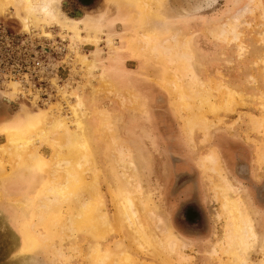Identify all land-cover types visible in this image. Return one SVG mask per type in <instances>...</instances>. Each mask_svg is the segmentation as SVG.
Wrapping results in <instances>:
<instances>
[{
	"label": "rangeland",
	"instance_id": "obj_1",
	"mask_svg": "<svg viewBox=\"0 0 264 264\" xmlns=\"http://www.w3.org/2000/svg\"><path fill=\"white\" fill-rule=\"evenodd\" d=\"M58 1L63 2L64 17L74 18L81 12V27L85 31L97 27L105 37L114 41L116 47H107L105 42L97 47L79 46L82 54L93 55L96 67L91 74H85L77 64L67 33L53 27L46 29L52 35L50 38L44 37L40 29L27 32L16 9L11 7L5 15L0 14V102L10 104L14 113L18 112L20 106H26L28 112L53 110L55 114L68 115L69 103H73L75 97L83 98L89 111L87 120L91 127L92 151L98 159L95 163L99 171L101 195L105 211L111 219L114 214L113 197L119 191L114 183L117 170L106 161L110 159L106 154L109 141L105 130L100 129L95 114L96 109L104 107V104L113 109L111 113L118 119L117 122L114 120L117 136L132 149L136 164L142 171L145 191L159 206V214L167 218L187 246L184 251L193 257L192 264H218L219 259H227L218 247V256L213 253L215 246L224 238L226 224L224 217H217L221 213L220 203L216 202L210 183V180H219L212 174L204 173L198 165L201 155L211 149L217 150L223 168L231 181L242 189V196L256 220L261 241L251 252L250 261L260 264L264 259V212L253 204L247 186L233 176L227 164L229 156L225 151L223 154L222 147L226 149L228 139L235 137L253 146L252 173L258 179L264 175V168L258 162L259 148L264 144V102L260 100L264 95V0H256V5L250 4V0L164 1L161 12L166 17L165 26L159 31L163 35L177 32L192 37V46L198 57L197 73L211 93L212 101L218 105L225 102L224 90L219 87L223 83L240 93L245 103L241 106L239 101L235 102V112L232 114L220 113L223 122L213 129L206 143H200L202 134L196 131V148L185 134L183 117L189 114L182 110L175 95L166 86L161 67L149 55L136 50L135 39L146 24L139 8L123 0ZM152 5L157 7L156 3ZM238 12L241 19L237 29L239 43L231 46L212 40L209 30L227 22ZM229 37L233 40L234 35ZM40 56L43 60L48 59L54 69L47 72L45 77L52 94L43 99L39 92L33 93L30 88L26 90L24 83L17 81L15 75L25 61L30 63ZM101 78L114 85L115 91H100ZM130 94L137 96L134 104L122 103L121 100L130 99ZM204 110L206 118L216 120L207 108ZM27 114L19 112L17 118L0 126V146H7L3 130L11 124L25 123ZM35 145L44 159H51L52 149L48 145L38 142ZM4 158L6 169L0 172V264H94L91 254L98 241L92 234L83 232L71 240L74 238L72 228L57 230L55 227V220L67 216V204L53 211V214L50 212L46 217L48 223L37 227L40 233H44L47 245L34 254L22 252L25 241L21 231L22 222L25 218L34 221L35 205L33 203L25 209L20 201L36 199L32 186L36 188V193L42 190L40 184L42 177L46 178V171L31 173L28 167L18 170L15 160ZM92 177L88 175L87 181ZM179 202H183V212L187 214H182V226L187 231L205 229L206 234L209 233L204 240H193L181 234L174 225ZM46 225L49 229H46ZM113 227L115 231L99 241L105 253H109V250L114 252L115 241L123 239L114 224ZM124 243L140 263L166 264L154 256L142 255L128 240H124ZM54 249L64 253V259L55 254Z\"/></svg>",
	"mask_w": 264,
	"mask_h": 264
},
{
	"label": "bare ground",
	"instance_id": "obj_2",
	"mask_svg": "<svg viewBox=\"0 0 264 264\" xmlns=\"http://www.w3.org/2000/svg\"><path fill=\"white\" fill-rule=\"evenodd\" d=\"M123 1L137 6L142 16L144 14L146 24L135 39L136 50L149 55L161 67L167 81L166 86L173 92L182 110H186L189 114L183 117L187 139L196 148L195 137L198 131L202 134L200 143H206L213 129L223 122L220 113L224 112L225 115L234 113L235 102L239 101L241 106L245 104L243 96L221 83L219 87L224 90L225 102L218 105L212 101L211 93L209 94L197 73L198 57L196 58V51L192 46V37L179 35L177 32L163 35L162 31H159V28L165 26L166 17L161 12L165 0ZM249 2L256 5V0ZM152 3H156L157 7H153ZM62 5L63 2L59 3L58 0H0V14L5 15L11 7H14L27 32L40 29L39 32L44 37L50 38L52 35L46 29L53 27L61 33H67L71 39V49L77 58V64L85 74H91L96 68L93 55L82 54L79 46L97 47L105 42L107 47L115 48V43L111 38L105 37L97 27L85 31L79 22L83 17L81 12L77 13V16L81 13L80 17H64ZM240 20L238 12L227 22L209 30L210 38L231 46L238 44L240 34L237 29ZM231 34L234 35L233 40H230ZM262 61L264 64V58ZM99 89L109 93L115 91L114 85L102 78ZM130 96V99H123L121 102L124 104L129 102L133 105L137 96L134 94ZM260 100L264 102V95ZM103 106L96 109L95 115L98 117L100 129L105 130L106 139L109 141L106 154L110 159L106 161L117 170L114 183L119 191L113 197L114 222L105 211L99 171L95 163L98 159L92 151L91 127L87 120L89 111L83 98L75 97L73 103H69L68 115L63 113L58 115L53 110L45 113L34 110L28 112L26 106H20L15 118L19 112L28 113L26 122L8 125L3 130L7 146H0V172L6 169L4 157L15 160L18 170L28 167L31 173L46 171V178L42 177L40 184L42 190L36 193V188L32 186L36 199L20 201L25 209L30 208L33 203L35 205L34 221L25 218L22 222L21 231L25 240L22 252L34 254L47 245L44 233H40L37 227L48 223L46 217L50 212L53 214V211L67 204L69 211L67 216L55 220V227L57 230L72 228L74 238L71 240H75L78 234L83 232L92 234L98 241L91 254L94 264H108V262L144 264L134 259L124 240L132 243L142 255L154 256L166 264H192L193 257L186 255L184 251L187 246L167 222V218L159 214V206L145 191L142 171L136 164L132 149L124 139L117 136L115 124L118 119L111 113L114 110H111L107 104ZM262 107L264 108V103ZM205 108L216 117L215 121L204 116ZM35 142L40 145L46 144L52 149L51 159L43 158ZM258 162L264 168V144L259 148ZM198 165L204 173L212 174L219 180L218 182L210 180L215 200L220 203L221 213L217 217L226 219L224 238L215 246L213 253L218 256L219 248L227 259H219L218 264H252L250 254L261 241V236L251 209L242 196V189L227 175L217 150L211 149L201 155ZM88 175L93 177L87 181ZM113 224L124 240L115 241V251L109 250V253H105L99 241L105 240L115 231ZM45 227L49 229V226ZM262 241L264 242V239ZM54 251L64 259V253L56 249ZM262 252L264 253V244ZM260 264H264V259Z\"/></svg>",
	"mask_w": 264,
	"mask_h": 264
},
{
	"label": "crops",
	"instance_id": "obj_3",
	"mask_svg": "<svg viewBox=\"0 0 264 264\" xmlns=\"http://www.w3.org/2000/svg\"><path fill=\"white\" fill-rule=\"evenodd\" d=\"M11 105L7 102H0V126L2 124L11 122L15 118V113L12 112ZM239 138L228 139L226 149L222 147V152L229 156L228 166L233 173V176L242 184L247 186L253 204L259 207L264 212V175L259 179L252 173L254 149L253 146L239 141ZM177 216H174V225L179 232L193 240H204L206 234L205 229H195L194 231H187L182 226V210L184 204L179 202ZM196 203L200 204L198 201ZM203 206V204L201 203ZM201 207V206H200ZM202 208V207H201ZM203 209V208H202ZM203 213L205 211L203 210ZM179 220V221H178Z\"/></svg>",
	"mask_w": 264,
	"mask_h": 264
},
{
	"label": "built area",
	"instance_id": "obj_4",
	"mask_svg": "<svg viewBox=\"0 0 264 264\" xmlns=\"http://www.w3.org/2000/svg\"><path fill=\"white\" fill-rule=\"evenodd\" d=\"M53 64L48 59L43 60V57L34 58L30 63L25 61L18 72L15 74L17 81H21L24 84L26 90L32 89V92H39L42 97H48L52 92H49L50 84L45 79L46 73L51 70ZM52 73V72H50Z\"/></svg>",
	"mask_w": 264,
	"mask_h": 264
},
{
	"label": "trees",
	"instance_id": "obj_5",
	"mask_svg": "<svg viewBox=\"0 0 264 264\" xmlns=\"http://www.w3.org/2000/svg\"><path fill=\"white\" fill-rule=\"evenodd\" d=\"M185 210V208H183V210H182V212H181V214H183L184 213V215H187L185 212H183ZM198 217H196V219H197Z\"/></svg>",
	"mask_w": 264,
	"mask_h": 264
}]
</instances>
